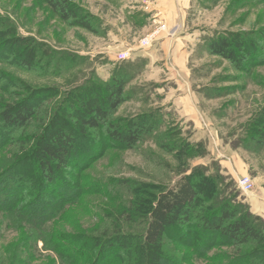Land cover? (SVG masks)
<instances>
[{"label": "trees", "instance_id": "16d2710c", "mask_svg": "<svg viewBox=\"0 0 264 264\" xmlns=\"http://www.w3.org/2000/svg\"><path fill=\"white\" fill-rule=\"evenodd\" d=\"M41 1L66 26L92 32L90 16L81 15L70 0ZM139 15L129 19L145 24L147 16L137 19ZM252 37V32H220L203 43L210 56L247 72L251 64L261 63L262 51ZM43 48L38 41L17 38L11 27L0 26L3 67L45 76L49 67L40 66ZM136 64L120 62L107 81L72 87L54 104L57 91L46 96L40 87L0 71V229L5 224L22 232L12 264H26L36 240L60 264H264V221L237 202L236 193L220 190L214 177L196 175V169L181 174L173 187L127 184L131 197L120 216L127 227L139 221V232L122 231L120 216L108 236L45 229L65 217L83 193L82 185L91 183L84 172L103 156L107 142L133 149L152 134L162 150L177 157L170 149L169 131L156 130L171 114L164 107L148 108L128 121L116 116L143 90L133 86L141 68ZM262 118L256 134L264 141ZM91 186L102 190L100 183ZM217 246L225 250L217 251Z\"/></svg>", "mask_w": 264, "mask_h": 264}, {"label": "rangeland", "instance_id": "374dc122", "mask_svg": "<svg viewBox=\"0 0 264 264\" xmlns=\"http://www.w3.org/2000/svg\"><path fill=\"white\" fill-rule=\"evenodd\" d=\"M70 1L81 15L90 16L92 32L66 26L41 0H0V26L14 29L17 38L42 44L45 55L40 66L46 63L49 67L45 76L23 74L2 65L0 71L40 87L46 96L52 97L57 91L51 98L54 104L72 87L107 81L120 62L137 63L140 75L133 86L143 90L123 104L116 116L128 121L148 108L164 107L166 113H171L165 117L168 123L158 124L156 130L169 131L170 149L177 157L162 150L152 134L142 137L133 149L107 142L103 156L84 172L91 183H100L102 190L89 187V181L83 184L84 194L67 209L65 217L49 222L45 229L64 228L77 234L106 232L108 236L117 224L116 218L127 208L131 197L127 184L173 187L181 174H190L194 169L196 175L214 177L220 190L236 193V201L259 216L249 203L251 198L264 197V141L256 134L262 127L258 121L264 117V0H190L188 9L181 11L184 23L178 21L174 27L177 34L176 29L168 32L174 41L163 46L162 30L158 39L145 48L140 47V40L165 24L161 21L155 26L147 20L145 24H134L129 18L140 14L137 19H149L162 8H156L158 0ZM220 32H252L253 41L262 51L258 60L261 63L251 64L247 72H238L227 61L210 56L203 40ZM126 51L129 58L117 61L118 55ZM180 62H184L183 70L179 69ZM146 100L151 105H146ZM241 177L251 179L250 192L237 187ZM138 222L127 227L120 216L118 224L122 231L130 228L139 232L142 227ZM21 234L2 225L0 264H12ZM215 249L225 250L222 246ZM28 256L26 264H52L53 260L60 264L53 252L44 249L41 240L30 245Z\"/></svg>", "mask_w": 264, "mask_h": 264}, {"label": "crops", "instance_id": "0c3cea01", "mask_svg": "<svg viewBox=\"0 0 264 264\" xmlns=\"http://www.w3.org/2000/svg\"><path fill=\"white\" fill-rule=\"evenodd\" d=\"M190 4V0H158V3L156 5L159 7L160 10L158 9L157 13L151 14L149 19H147L148 24H153L157 26L158 24L164 23L166 26L165 31H163V39H162V45L167 46L168 44L171 43V41H174V38H171L168 36V32L171 30H174V28L177 25V22L179 21L180 24L184 23L183 18V12L181 11L187 10ZM177 7V8H176ZM175 9L174 13H171V10ZM176 9H179L178 11ZM180 13V14H179ZM174 14V15H173ZM151 19V21H150ZM159 19V20H158ZM170 27H172L170 29ZM177 32V29L175 31V34ZM162 38V37H161ZM181 49V47L176 46V49ZM134 52V51H132ZM180 60V59H178ZM183 61V58H182ZM179 69L181 70L183 68L184 62L179 63ZM183 70V69H182ZM176 88V87H175ZM176 91L179 90V87L175 89ZM186 97V96H185ZM189 97H186L188 99ZM264 197L262 196L261 198L254 197L250 199V207L251 209L255 212L258 213L259 216H261L264 219Z\"/></svg>", "mask_w": 264, "mask_h": 264}, {"label": "built area", "instance_id": "2783aa9c", "mask_svg": "<svg viewBox=\"0 0 264 264\" xmlns=\"http://www.w3.org/2000/svg\"><path fill=\"white\" fill-rule=\"evenodd\" d=\"M162 30H165V26L161 25L157 29H155L154 32L147 35L145 38L141 39L139 44L140 47H149L153 42H155L158 39L159 31L162 32ZM129 58V51L122 52L118 55L117 61H125ZM237 187L240 189V191L247 193L250 192L253 188L252 181L249 177H241L237 182Z\"/></svg>", "mask_w": 264, "mask_h": 264}]
</instances>
